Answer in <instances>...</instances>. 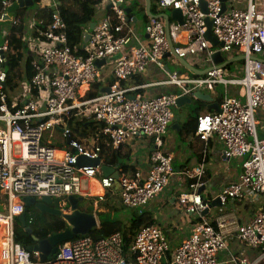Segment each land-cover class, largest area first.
<instances>
[{
    "label": "built area",
    "instance_id": "2783aa9c",
    "mask_svg": "<svg viewBox=\"0 0 264 264\" xmlns=\"http://www.w3.org/2000/svg\"><path fill=\"white\" fill-rule=\"evenodd\" d=\"M17 1L0 0V22ZM94 1L97 13L107 6L111 16L92 20V30L91 22L87 23L85 56L72 53L66 22L59 11H55L48 30L38 29L35 36L24 39L31 43L35 56L31 57L34 74L30 84L22 85L14 98L6 91V34L0 42V192L4 196L0 212V264H35L31 253L14 241V220L23 213L25 198L62 200L65 204L59 208L67 210L70 196L77 198L80 206L84 199L102 200L107 192L116 190L113 196L123 208H146L175 174L172 157L164 151V136L172 122L171 108L179 97L191 98L203 87L211 94L217 85L243 90L241 99L225 91L219 103L220 112L199 115L196 130L189 135L191 140L197 138L204 143L214 136L222 143L227 159H242L236 181L222 188L215 198L221 207L244 198L257 205L264 198V137L257 133L259 111L264 114V60L260 57L264 54V0H244V7H232L234 0H227L224 11L220 0H206V15L200 10L199 0H157L160 8L181 12L183 25L175 23L170 28V32L173 30L182 38L174 46L178 58L203 55L206 62L212 63L216 49L205 39L207 17L212 21V36L223 45L218 50L225 58L236 56L243 60L239 78H227L226 68L213 63L205 74L191 80L176 71L166 72L153 85H173L180 87L181 92L153 97L138 93L142 86L126 88L119 82L143 76L149 66L164 71V57L169 51L164 24L152 19L145 27L144 44L130 27L131 20L123 8L126 0ZM116 56L119 58L111 61ZM101 60L114 63L109 92L86 99L90 85L101 80L104 65H95ZM73 110H77L76 118L100 123L101 133L113 150L133 138L147 139L151 146L148 173L134 171L115 177L103 174L100 167H76L72 150L95 159L100 158L101 148L87 141L85 145L69 140L66 119ZM55 131L61 135V141L69 140L66 147L50 140ZM101 164H105L102 159ZM204 173L205 153L198 166L184 173L187 189L177 199L186 214L195 215L197 221L190 237L173 255L161 230L147 225L140 227L132 238L131 260L123 256L122 234L113 231L63 243L56 255L42 264H219L222 253H226V262L230 264H264V251L251 261L228 252L231 236L245 249L258 250L264 245V209L245 224L239 225L233 214L218 216L212 222L205 213L208 203L199 193L204 186Z\"/></svg>",
    "mask_w": 264,
    "mask_h": 264
},
{
    "label": "crops",
    "instance_id": "0c3cea01",
    "mask_svg": "<svg viewBox=\"0 0 264 264\" xmlns=\"http://www.w3.org/2000/svg\"><path fill=\"white\" fill-rule=\"evenodd\" d=\"M149 2V4H148ZM42 6H48L51 9L58 11L60 0H43ZM232 7H244V0H234L230 3ZM124 9H130V20L131 29L133 30L135 36L143 42H147L145 37V27L146 25L155 18H150L147 15L149 10L150 14L153 16L167 15L169 19L170 28L173 29L175 26V21L170 18V13L172 9L160 8L158 6L157 0H126L123 4ZM29 14V12H26ZM108 9L107 6L103 11H99L93 18V21L98 18L107 17ZM134 18L137 22L134 23ZM13 19V18H12ZM164 24L163 19H159ZM11 21H6L5 23H10ZM29 29L25 33V40L33 37L30 28L32 27L31 20L27 21ZM2 22H0L1 25ZM9 26H1L2 40L6 34ZM30 30V31H29ZM172 45L177 46L181 37L174 34L173 30L170 32ZM2 40L0 42H2ZM28 41V40H26ZM31 43L26 53V57H32ZM169 52V51H168ZM167 52V53H168ZM35 58V56H33ZM236 58V56L226 57V60H231ZM203 55H197L193 57H187L184 61L187 63L188 68L182 65L174 56L171 54L166 59V64L170 68L169 64L173 65V70L184 78L191 80L197 78L207 72L213 64L211 62H206ZM182 66V68L180 66ZM184 69L188 70L185 73ZM166 72L157 70L154 66H149L146 73L143 76H138L137 78H132L126 82L125 87H135L142 86L138 89V93L142 94L144 97H153L162 93L169 94H179L181 88L173 85H153L159 82ZM224 74L227 78H239L242 76V64L241 62H234L233 64L226 67ZM137 80H141L140 84H136ZM111 81L110 72L107 73L103 80H100L102 88H108ZM219 88V89H217ZM214 94H211L209 89L206 87L200 88L194 94L198 98H207L210 96L213 99V103H220L222 94L226 91L228 95L241 99L243 95L242 88L235 86L223 87L217 85L214 88ZM18 91V90H17ZM202 95H199V93ZM15 93V92H14ZM14 93L12 94V97ZM193 99L192 105H194V110L192 113L188 112V108H184L188 103H183L177 107V112L173 115L172 113V125L169 127L164 136V151L167 152L172 157V164L175 170V174L170 179L168 185L159 193L154 199H152L146 208L132 210L128 208H123L116 201L113 196L116 190H110L111 192L106 193L104 199H84L83 206L80 207L82 210L88 208L92 205V209H87V211H92L95 213L98 220L99 233L107 232L103 229V223H100V219L108 220V225L110 226L109 231L113 230H123L127 228L132 230L133 233L136 232L140 227L152 225L158 227L162 234L165 236L169 246L170 254L173 255L176 248L192 234L194 225L197 221L195 215H188L185 212L184 207H182L178 202V196L187 189L188 180L184 176L186 171H189L199 165L202 155L205 153V173L203 177L204 186L200 191V196L202 199L208 203V210L205 212L208 218L213 222L218 216L224 214H233L236 222L241 225L249 222L254 214L260 209H264V198H261L257 205L251 204L246 198L242 201H231L226 204L225 207L220 206H210V203L215 199L218 192L226 187L227 185L236 181L237 176L241 172L242 159L230 158L227 159L224 154V147L220 140L216 137L210 138L208 143H204L197 138L190 139L189 135L184 136L183 128L184 125L190 120V117L199 112V115L205 113H211L204 106V102L200 99ZM182 109V110H180ZM257 133L259 137H264V114L260 110L258 114ZM58 135H60L58 133ZM61 143V140L57 138ZM122 154H124V159L119 161V164H123L122 168H117L113 166L119 173H131L134 171H139L143 175H146L150 168V154L151 146L147 139L145 138H133L127 140V142L122 146ZM111 167V166H110ZM124 170V171H123ZM3 203H0V205ZM2 206V205H1ZM214 210V211H213ZM86 211V210H85ZM232 238V239H231ZM228 243V252L234 256L245 257L248 260H253L262 252V248L258 250L245 249L231 236ZM219 264H230L226 262V253H222L218 257Z\"/></svg>",
    "mask_w": 264,
    "mask_h": 264
},
{
    "label": "trees",
    "instance_id": "16d2710c",
    "mask_svg": "<svg viewBox=\"0 0 264 264\" xmlns=\"http://www.w3.org/2000/svg\"><path fill=\"white\" fill-rule=\"evenodd\" d=\"M32 1L34 3L32 8H23L15 12L10 27L4 38L9 42V49L6 54L5 64V70L7 73L6 91L9 97L21 88L22 85H29L34 74L31 67V57H26L29 47V43L24 40L25 33L27 32L26 21L31 20V34L32 36H35L36 30L40 29L46 31L49 29L55 13V10L50 7L41 5L43 0ZM58 11L64 16L66 22V34L68 36V46L70 47L72 53L79 56H85V50L83 49L84 32L87 28V23H90L97 13L95 1L60 0ZM26 12H29V14ZM107 16H111L110 12L107 13ZM111 22L113 24L115 23L114 20H111ZM132 78L134 79L137 77ZM127 81H120L119 85L121 87H125ZM111 83L112 80L109 84ZM140 83L141 80L136 81V84ZM101 88L102 85L100 80L95 81L90 85L85 98L91 99L98 96ZM76 114L77 110H73L71 111L69 118L66 119V123L70 129L69 140L78 141L79 143L85 145L86 143L84 141H87L90 145L99 146L101 148L100 158L106 165L111 167L117 166L119 169L122 168L124 165L121 163L119 164V161L124 159L122 146L117 150H113L110 141L101 133L102 125L100 123L93 122L92 120L84 119L82 117L76 118ZM198 116L199 112H196L194 116L192 115L190 117V120L186 123V125H184L183 134L185 137L194 134ZM61 143L62 145L60 147H66V140L61 141ZM25 220L26 227H30L32 229L31 234H27L25 232L24 228L20 225L17 219L14 220V241L22 245L25 249L35 244L32 237H36L38 240H43L48 238L52 233H59L65 229V224L60 218L46 214L42 215L38 212L33 214L28 208L26 210ZM100 223H103V229L107 230L106 233H102L104 235L113 231H119H109L111 228L108 225V220L100 219ZM119 232L122 234L123 239V256L125 259L131 260L129 246L135 232L133 233L131 229L121 230ZM96 233H99V231ZM262 251H264V249ZM30 257L33 263H38V259L33 254H31Z\"/></svg>",
    "mask_w": 264,
    "mask_h": 264
},
{
    "label": "water",
    "instance_id": "95a60500",
    "mask_svg": "<svg viewBox=\"0 0 264 264\" xmlns=\"http://www.w3.org/2000/svg\"><path fill=\"white\" fill-rule=\"evenodd\" d=\"M221 2V11H224L226 9V3L227 0H220ZM199 7L200 10L204 15L207 14V3L206 0H199ZM149 4V2H148ZM34 5L32 0H18L17 2L13 3L7 10L6 14L3 17V21H11L12 18L14 17V14L16 11L19 9L23 8H32ZM109 9V7L107 8ZM125 14L130 17V9H124ZM147 15L150 18H155V19H163L164 22V29H165V34L167 38V42L169 45V52L165 54L164 61L166 64V59L169 57L171 54L174 56V47L172 45L171 41V35H170V24H169V19L167 15H159V16H153L150 14L149 10L147 11ZM170 18L175 21V23L178 26L183 25V18L181 15V12L179 10H172L170 13ZM134 23L137 22V19L134 18ZM94 23H90L89 30H92L94 28ZM205 39L211 44L212 48H215V52L211 56V61L212 63L221 68H226L229 65L233 64L234 62H241L243 60V57H236L231 60H226L224 55L218 50V48H221L223 45L221 43H218L217 39L212 36L211 34V27H212V21L209 18H205ZM147 38V35L145 36ZM89 34H85L84 36V44L88 41ZM261 59L264 60V54H262ZM119 58V56L113 57L112 60H116ZM176 60H178L182 65L187 66V63L184 61V59H180L175 55ZM107 61L101 60V61H96L95 65L98 68H101L103 65H105ZM189 70H192V68H188ZM165 72H170L169 68L167 65L164 67ZM109 88H103L100 90V93H108ZM199 93V92H198ZM199 95H202L199 93ZM197 99L198 97L193 95V97L189 98L186 96H181L176 100V106H180L183 103H188L191 104L193 99ZM201 101H203L205 104V108L211 112L219 113V104L218 103H213V99L210 96H207V98H198ZM169 127H173L172 123H170ZM66 144H69V140H66ZM71 154L76 156V167H93L97 168L100 167V170L103 172L105 175H113L115 177L119 176V172L116 171L114 167H110L105 164H101V159L95 158V159H88L84 155H79L76 150H72ZM203 189V187L201 188ZM199 190V193L201 191ZM68 202V208L67 210H61L58 207L55 206V203L51 199H44L41 201H36L34 198H25L24 199V211L23 213L18 216L17 221L20 223V225L24 228L25 232L27 234L32 233V229L30 227H26V220H25V214L27 208L29 206H33L36 211H38L39 214H46L50 215L53 217H58L60 218L64 224H65V229L59 233H52L48 238L43 239V240H38L36 237H32L33 241L35 242L34 245L29 246L26 248V251L37 255V259L39 263H44L46 261L51 260L57 253L58 246L72 241L73 239L77 238H85L90 236L93 233H96L98 230V221L95 213L92 211H84L81 210L79 206V200L77 198H74L70 196L67 199ZM220 206V203L217 198H215L211 203L210 206ZM3 211V207L0 205V212Z\"/></svg>",
    "mask_w": 264,
    "mask_h": 264
},
{
    "label": "rangeland",
    "instance_id": "374dc122",
    "mask_svg": "<svg viewBox=\"0 0 264 264\" xmlns=\"http://www.w3.org/2000/svg\"><path fill=\"white\" fill-rule=\"evenodd\" d=\"M6 21H2V23H1V25H0V29H1V26H4V27H6V26H9L10 24H11V22L10 23H5ZM27 22V21H26ZM26 26H27V30L29 29V27H28V22H27V24H26ZM31 30V29H30ZM29 30V31H30ZM2 34H1V31H0V41L2 40ZM169 66H170V68L169 69H174L173 68V65L172 64H169ZM180 66V65H179ZM113 67H114V63L113 62H111V61H108L103 67H102V77H101V80H103V78H104V76L107 74V73H111V71L113 70ZM181 68H182V66H180ZM184 71H185V73H187V71L188 70H186V69H184ZM217 89H219V88H217ZM20 93V91L18 90V91H16L15 93H14V95L13 96H18V94ZM184 108H188V112L189 113H192V111L194 110V105H192V104H189V105H186ZM180 110H182V109H180ZM171 111H172V113H173V115L177 112V107L175 106V107H172L171 108ZM258 129V131H259V127L257 128ZM48 135H49V133H46L45 134V136L46 137H48ZM53 135L55 136V137H57V138H59L60 139V137H61V135H58V132H54L53 133ZM51 138L50 140L53 142V143H55L56 145H59V146H61V144H60V142L56 139V138ZM61 140V139H60ZM83 189H85V187H83ZM0 203H4L3 202V200L2 199H0ZM2 205V204H1ZM80 206L82 207L83 206V202L80 204ZM92 206V205H91ZM91 206L89 205L88 206V208L87 209H92L91 208ZM33 214H36L38 211H36L35 209H34V207L33 206H29V208H28ZM87 209H85L86 211H87ZM214 211V210H213ZM18 217H16V219H17ZM98 221V220H97ZM123 230H128L127 228H124Z\"/></svg>",
    "mask_w": 264,
    "mask_h": 264
},
{
    "label": "bare ground",
    "instance_id": "6f19581e",
    "mask_svg": "<svg viewBox=\"0 0 264 264\" xmlns=\"http://www.w3.org/2000/svg\"><path fill=\"white\" fill-rule=\"evenodd\" d=\"M0 199H2L3 202H4V196H3V193H2V192H0ZM100 201H101V200L96 201V202H100ZM54 203H55V206H56V207H60V206H63V205L65 204L62 200H58V199H56V200L54 201Z\"/></svg>",
    "mask_w": 264,
    "mask_h": 264
},
{
    "label": "clouds",
    "instance_id": "9594fccd",
    "mask_svg": "<svg viewBox=\"0 0 264 264\" xmlns=\"http://www.w3.org/2000/svg\"><path fill=\"white\" fill-rule=\"evenodd\" d=\"M58 208H59V207H58ZM59 209H60V208H59ZM81 210H82V209H81ZM84 211H85V210H84ZM98 230H99V228H98ZM98 230H97V231H98Z\"/></svg>",
    "mask_w": 264,
    "mask_h": 264
}]
</instances>
